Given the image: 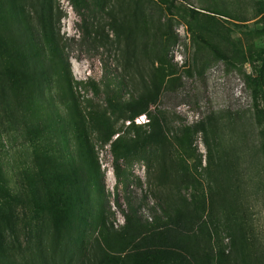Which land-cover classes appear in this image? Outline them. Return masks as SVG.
<instances>
[{
	"label": "rangeland",
	"instance_id": "1",
	"mask_svg": "<svg viewBox=\"0 0 264 264\" xmlns=\"http://www.w3.org/2000/svg\"><path fill=\"white\" fill-rule=\"evenodd\" d=\"M154 84L164 141L115 163L90 109ZM128 208L183 215L191 264H264V0H0V264H99Z\"/></svg>",
	"mask_w": 264,
	"mask_h": 264
},
{
	"label": "trees",
	"instance_id": "2",
	"mask_svg": "<svg viewBox=\"0 0 264 264\" xmlns=\"http://www.w3.org/2000/svg\"><path fill=\"white\" fill-rule=\"evenodd\" d=\"M33 37L30 32L28 41L33 40ZM241 78L249 90L254 114L260 118L262 114L256 101L259 77L242 73ZM158 95V86L154 84L150 92L133 100L109 98L90 109V121L96 125L97 138L103 145L109 146L115 163L147 146H156L164 141L162 124L151 111ZM140 116L146 122L134 124L133 121ZM119 121L127 122L120 134L114 130V125ZM115 134L118 135L112 138ZM123 218L124 224L117 230L111 226L98 230L101 242L95 240V246L99 264H108L116 256L125 253L124 259L128 264H191L188 250L191 226L183 215L176 214L175 218L163 224H147L141 223L135 212L128 208ZM82 247L80 243L79 249L82 250Z\"/></svg>",
	"mask_w": 264,
	"mask_h": 264
},
{
	"label": "built area",
	"instance_id": "3",
	"mask_svg": "<svg viewBox=\"0 0 264 264\" xmlns=\"http://www.w3.org/2000/svg\"><path fill=\"white\" fill-rule=\"evenodd\" d=\"M134 121L137 124H140V123L142 124V123L146 122V120L144 119L143 116H140V117L136 118Z\"/></svg>",
	"mask_w": 264,
	"mask_h": 264
}]
</instances>
